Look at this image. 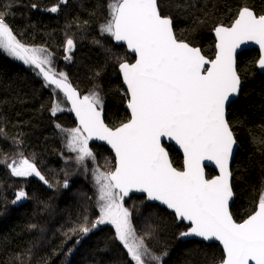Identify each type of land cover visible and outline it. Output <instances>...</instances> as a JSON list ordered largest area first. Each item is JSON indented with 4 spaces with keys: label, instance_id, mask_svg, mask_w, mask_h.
Masks as SVG:
<instances>
[{
    "label": "snow or ice",
    "instance_id": "6c2138e0",
    "mask_svg": "<svg viewBox=\"0 0 264 264\" xmlns=\"http://www.w3.org/2000/svg\"><path fill=\"white\" fill-rule=\"evenodd\" d=\"M46 10L56 13L59 6ZM214 31L215 58L209 59L200 47L176 35L173 17L164 11L162 0H108V18L100 25V33L125 44L135 57L134 62L116 58L130 116L119 126L109 127L102 116L104 101L99 88L81 95L65 72L55 70L52 54L17 39L5 12H0V49L37 69L46 87L63 94L78 126L64 128L57 123L56 127L65 137L66 149L76 154L77 165L88 171L85 161L93 163L99 216L91 223L85 217L70 232L87 236L99 225H112L114 239L126 251L127 264H162V256L156 255L148 243L155 237V229L149 225L138 231L134 212L125 207V198L132 192L145 194L147 201L171 210L178 222H187L188 229L180 232L179 238L219 241L223 248L219 264H264V187L256 210L247 219L237 222L229 210L234 195L230 162L237 139L227 114L241 86L237 49L248 42L258 45L256 63L264 70V14L244 6L230 25H217ZM74 48L73 39L68 38L66 54ZM105 51L110 53L111 49ZM49 110L55 116L65 107L55 99ZM93 138L105 141L114 151L115 163L110 169L97 166L89 147ZM165 140L174 141L182 150V168L173 166ZM204 161L213 162L219 174L206 176ZM7 166L12 176L34 175L54 186L22 153ZM63 187H69L67 179ZM27 198L21 189L12 203ZM74 243L78 245L80 240ZM74 250L69 248L67 255ZM113 264H119V257Z\"/></svg>",
    "mask_w": 264,
    "mask_h": 264
},
{
    "label": "trees",
    "instance_id": "16d2710c",
    "mask_svg": "<svg viewBox=\"0 0 264 264\" xmlns=\"http://www.w3.org/2000/svg\"><path fill=\"white\" fill-rule=\"evenodd\" d=\"M55 5L59 6L56 13L46 10ZM162 5L173 17L176 35L200 47L209 59L215 57L213 31L217 25H230L244 6L264 14V0H162ZM0 12H5L6 22L17 39L52 54L55 70L65 72L82 95L99 88L109 127L127 120L130 116L126 110L127 98L116 58L133 62L134 57L111 36L100 33V25L108 18V0H67V3L0 0ZM68 38L73 39L75 48L66 54ZM106 48L111 52H106ZM258 58L257 50L238 56L242 90L239 99L228 109L238 143L232 164L235 200L231 207L237 222L256 210L264 187V75L258 71ZM45 84L37 69L0 52V129H3L0 134V264H113L117 257L119 264H127L126 251L114 239L113 227L98 226L87 236L70 232L85 217L92 222L98 216L93 201L95 189L90 185L92 175L84 172L82 166L78 174L84 172L83 178L66 171L68 166L62 158L64 146L56 124L64 128L78 125L66 102V111L51 115L53 101L64 98ZM165 146L173 166L182 168V155L173 146ZM89 147L96 156L97 166L103 170L114 166V157L106 146L89 144ZM21 153L36 164L53 187L43 185L32 176L11 175L7 165ZM103 157L110 159L109 166ZM207 172L209 178L216 174L210 169ZM65 179L68 188L63 187ZM21 189L28 198L13 204L16 192ZM72 193L81 198L73 200ZM124 204L134 212L133 223L138 231L148 229L149 225L155 229L156 235L148 243L156 255L164 257L162 264H219L223 255L221 247L196 240L183 241L179 233L187 227L179 225L166 209L137 196L125 198ZM76 240H80L78 245L74 243ZM69 248L75 249L70 256L67 255Z\"/></svg>",
    "mask_w": 264,
    "mask_h": 264
},
{
    "label": "water",
    "instance_id": "95a60500",
    "mask_svg": "<svg viewBox=\"0 0 264 264\" xmlns=\"http://www.w3.org/2000/svg\"><path fill=\"white\" fill-rule=\"evenodd\" d=\"M213 35H214L215 40H216L215 31H213ZM113 40H114V39H113ZM114 42H115L116 44H118V45H123V46L127 49V46H126L125 44H123L122 42H116V41H114ZM251 50H257V51L259 52V46L256 45V44H254V43H252V42H248V43H246V44L241 45L240 48L237 49V57H236V61H237L238 56H239L240 54H242V53H244V52H246V51H251ZM127 51H128L133 57H134V54H133V53H131L128 49H127ZM202 54H203V53H202ZM259 55H260V52H259ZM207 58H208V57H207ZM214 58H215V57H214ZM214 58H213V59H214ZM134 59H135V57H134ZM133 62H134V61H133ZM237 65H238V63H237ZM257 68H258V66H257ZM258 71H259L262 75H264V70H261V69L258 68ZM120 76H121V75H120ZM121 79H122V76H121ZM122 82H123V79H122ZM123 85H124V83H123ZM124 88H126L125 85H124ZM241 90H242V81H241V86H240V92H239V95L236 96V97H234V98H232V102H231V104L234 103V102H236V101L239 99V97H240V93H241ZM57 91H58V90H57ZM60 94H62V93H60ZM62 95H63V94H62ZM81 95H82V94H81ZM65 100H66V99H65ZM66 102H67V101H66ZM67 104H68L69 108H71V104L68 103V102H67ZM231 104L229 105V107L231 106ZM229 107H228V109H229ZM126 110L128 111V113H129V115H130V111L127 109V106H126ZM70 112H71L72 116L74 117V119H75V121H76V123H77V125H78V120H77V118H76V116H75V113L72 112V111H70ZM227 114H228V112H227ZM102 116H103V119H104V122H105V114H104V111H103V113H102ZM105 123H106V122H105ZM164 143H165V145L173 146V147H174V148H175V149H176V150L182 155V157H183L182 150L179 149V146L176 145L174 141H167V140H165ZM89 144H97V145H99V146H106V147L109 149V151L112 153L113 157H115V153H114V151L111 149V147H110L105 141L97 140V139L93 138L92 140L89 141ZM166 150H167V148H166ZM167 151H168V150H167ZM237 152H238V143H237V146L234 148L233 157H232L231 162H230V169H231V171H232V164H233V161H234V159H235V157H236ZM169 156H170V155H169ZM204 167H205V174H206V176H208V172H207V170H209V169L215 171V173H216L215 176L219 174V170H218V168H217V167L215 166V164H214L213 162H211V161H204ZM215 176H213V177H215ZM35 177H36V176H35ZM208 177H209V176H208ZM36 178H37L39 181H41L42 183H44V181L40 180L38 177H36ZM231 184H232V189H233V175H232V178H231ZM44 185L47 186L46 183H44ZM233 193H234V192H233ZM134 196H137V197H145V194H143V193H138V192H132V193H130L129 197H126V198H127V199H130V198H132V197H134ZM234 200H235V195H233V197H232V199H231V201H230V203H229V210H230V212H231V207H232V205H233ZM146 201H147V200H146ZM147 203L152 204V205H157V206H159V207H161V208H163V209H166V210L169 211L170 213H172L171 210L167 209L166 206L159 204V202H155V201H147ZM172 214L174 215V213H172ZM233 219H234V218H233ZM234 220H235V219H234ZM177 222H178V221H177ZM178 224H179V225H180V224H184V225L187 227V229H188V224H187V222H183V223L178 222ZM182 239H183V241L196 240V241L203 242V243H206V244H217V245H219V246L221 247V249H222V251H223L222 245L219 243V241H204L202 238H200V237H194V236H190V237H186V238H182Z\"/></svg>",
    "mask_w": 264,
    "mask_h": 264
},
{
    "label": "rangeland",
    "instance_id": "374dc122",
    "mask_svg": "<svg viewBox=\"0 0 264 264\" xmlns=\"http://www.w3.org/2000/svg\"><path fill=\"white\" fill-rule=\"evenodd\" d=\"M0 52H2V53H4V54H6V55H8L6 52H4L2 49H0ZM9 56V55H8ZM10 58H12L13 60H15V61H18V62H20V63H23V61H20V60H17V59H15L14 57H12V56H9ZM24 64V63H23ZM24 65H26V64H24ZM26 66H30V65H26ZM41 76V78H42V75H40ZM61 95V94H60ZM62 96V95H61ZM63 97V96H62ZM64 98V97H63ZM65 99V98H64ZM64 99H62V98H60L59 100L61 101V102H63V106L65 107V102H66V100L64 101ZM67 104V103H66ZM69 107V106H68ZM67 110V108L65 107V111ZM58 135L61 137V140H62V143H63V146H64V155H63V159H65V162L67 163V166H68V168H66V171H69V173L71 174V175H73V176H76V177H81V178H83V177H85L83 174H84V172H87V173H89V174H91L92 175V168H93V163H92V161L89 159V160H86L85 161V163L87 164V168H88V171H85L84 170V172L83 173H81V172H79V174L80 175H83V176H80L79 174H78V171L80 170V168H81V166H79V165H77L76 163H75V160H74V157H75V153H72V152H69L67 149H66V147H65V137H64V135L60 132V131H58ZM92 150V149H91ZM19 159V158H18ZM17 159V160H18ZM103 159V161L107 164V166H109L111 163H110V159L108 158V157H103L102 158ZM97 164V163H96ZM83 168V167H82ZM84 169V168H83ZM101 170H103L102 168H101ZM106 170V169H105ZM34 179H36L35 177H34V175L32 176ZM20 178H25V177H20ZM90 185L92 186V187H94V183H93V177H91V182H90ZM94 189H95V187H94ZM27 194V193H26ZM75 194V193H74ZM77 196H73V193H72V199L74 200L75 198H76ZM77 198H81L80 196L79 197H77ZM26 199H23V200H21L20 202H22V201H25ZM93 201L95 202V207L96 208H98L97 207V204H96V189H95V191H94V198H93ZM98 216H99V208H98ZM98 216L96 217V219L98 218ZM95 220V219H94ZM89 222V221H88ZM89 223H91V222H89ZM105 225H107V226H110V227H113L112 225H110V224H102V225H99V227H104ZM98 227V226H97ZM114 228V227H113ZM164 259V257L162 258V260Z\"/></svg>",
    "mask_w": 264,
    "mask_h": 264
},
{
    "label": "bare ground",
    "instance_id": "6f19581e",
    "mask_svg": "<svg viewBox=\"0 0 264 264\" xmlns=\"http://www.w3.org/2000/svg\"><path fill=\"white\" fill-rule=\"evenodd\" d=\"M62 95V94H61ZM63 96V95H62ZM64 97V96H63ZM67 103V102H66ZM68 105V104H67ZM70 109V108H69ZM35 177V176H34ZM36 178V177H35ZM36 180L38 181V182H40V183H42L41 181H39L37 178H36ZM43 185H44V183H42ZM46 186V185H45ZM48 186V185H47Z\"/></svg>",
    "mask_w": 264,
    "mask_h": 264
}]
</instances>
